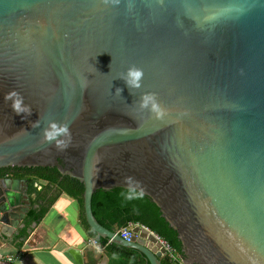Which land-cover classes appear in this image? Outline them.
Segmentation results:
<instances>
[{"label":"water","instance_id":"obj_1","mask_svg":"<svg viewBox=\"0 0 264 264\" xmlns=\"http://www.w3.org/2000/svg\"><path fill=\"white\" fill-rule=\"evenodd\" d=\"M21 98L30 112L14 110ZM12 168L82 183L90 229L138 264L166 249L103 227L99 190L148 196L186 264H264V0H0V171ZM20 182L0 179L2 235L26 223Z\"/></svg>","mask_w":264,"mask_h":264},{"label":"trees","instance_id":"obj_2","mask_svg":"<svg viewBox=\"0 0 264 264\" xmlns=\"http://www.w3.org/2000/svg\"><path fill=\"white\" fill-rule=\"evenodd\" d=\"M20 170L27 173L24 177L29 182V196L37 194L38 199H41L43 192L52 191L66 194L79 203L84 214V185L82 183L70 177H62L55 168H23ZM34 203L37 204V201ZM92 208L94 216L106 229L119 231L127 228L130 224L147 227L167 241L181 259H185V252L178 233L163 217L160 208L143 193L125 188H115L109 191L99 190L93 196ZM45 212L46 209L41 213H38L37 209H32L26 219V225L30 226L38 222ZM82 222L89 235L105 246V250L115 263L138 264L139 255L135 251L112 245L108 240L98 238L88 226L84 216ZM135 256L136 258H133ZM162 264L178 263L165 257Z\"/></svg>","mask_w":264,"mask_h":264},{"label":"crops","instance_id":"obj_3","mask_svg":"<svg viewBox=\"0 0 264 264\" xmlns=\"http://www.w3.org/2000/svg\"><path fill=\"white\" fill-rule=\"evenodd\" d=\"M5 173L13 181H21L19 192L26 195L27 173L12 170ZM53 192L52 204L37 223L27 226L23 222L7 235L0 231V264H75L69 254L72 249L80 251L89 264H96L95 258L100 261L104 256L108 257V264H117L106 250L98 252L90 245L93 238L83 226L84 214L79 203L66 194Z\"/></svg>","mask_w":264,"mask_h":264},{"label":"built area","instance_id":"obj_4","mask_svg":"<svg viewBox=\"0 0 264 264\" xmlns=\"http://www.w3.org/2000/svg\"><path fill=\"white\" fill-rule=\"evenodd\" d=\"M136 227H140V229L145 230L148 235H153L156 241L160 244L162 248L166 249V257L170 258L172 261L177 262L178 264H186L183 259H181L174 251V249L165 241L162 237L151 231L149 228L141 226V225H133L130 224L127 228H123L119 230V234L121 237L127 241H130L131 238L134 236L133 230ZM90 245L96 249L98 252H104L105 246H103L97 239H91L89 241Z\"/></svg>","mask_w":264,"mask_h":264},{"label":"flooded vegetation","instance_id":"obj_5","mask_svg":"<svg viewBox=\"0 0 264 264\" xmlns=\"http://www.w3.org/2000/svg\"><path fill=\"white\" fill-rule=\"evenodd\" d=\"M21 168H12V169H5L7 171H15V172H18V171H21L20 170ZM7 171H3L1 170L0 171V179H3V178H8L7 177ZM10 179V178H9ZM27 184H26V190H27V193L26 195L22 194V201H21V204H20V207L21 208H24V209H28V213H27V216H26V219L30 213V211L32 209H37L38 213H41L44 209L48 208L52 201L54 200V192H43L42 195H41V199H38V195L36 194L34 200H32V198H30L31 196H28V188H29V182L26 181ZM24 199H26V201H24ZM37 201V204H35L34 202ZM133 258H136L133 257Z\"/></svg>","mask_w":264,"mask_h":264},{"label":"clouds","instance_id":"obj_6","mask_svg":"<svg viewBox=\"0 0 264 264\" xmlns=\"http://www.w3.org/2000/svg\"><path fill=\"white\" fill-rule=\"evenodd\" d=\"M129 75L130 77H132L133 79H130L127 81V83L130 85V86H139V80H140V77L142 76V72L138 69H131L130 72H129ZM11 96H16L18 95L17 93L13 92L10 94ZM152 100V97H145V105L148 104V102ZM23 104V101H22V98L21 99H17L14 104H13V108L14 110L17 112V114H21V113H24V112H30V108H28L27 106H22ZM155 107V105H154ZM51 127L53 129L57 128V125L56 123L54 122ZM61 132H68V128L67 126H62L60 127L59 129ZM46 135H47V138L49 140H51L53 138V135L50 131L46 130ZM62 143V142H61Z\"/></svg>","mask_w":264,"mask_h":264}]
</instances>
